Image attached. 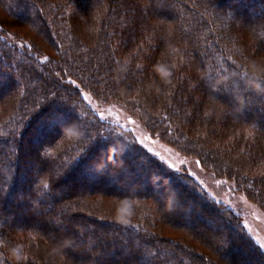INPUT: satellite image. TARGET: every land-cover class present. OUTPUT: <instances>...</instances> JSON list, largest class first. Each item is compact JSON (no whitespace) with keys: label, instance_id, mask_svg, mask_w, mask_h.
<instances>
[{"label":"trees","instance_id":"obj_1","mask_svg":"<svg viewBox=\"0 0 264 264\" xmlns=\"http://www.w3.org/2000/svg\"><path fill=\"white\" fill-rule=\"evenodd\" d=\"M228 1L0 0V264H264L239 214L82 97L264 210V0Z\"/></svg>","mask_w":264,"mask_h":264},{"label":"rangeland","instance_id":"obj_2","mask_svg":"<svg viewBox=\"0 0 264 264\" xmlns=\"http://www.w3.org/2000/svg\"><path fill=\"white\" fill-rule=\"evenodd\" d=\"M239 2V0L228 1L229 4L236 5H238ZM243 2L244 6L249 10L259 5L249 0ZM5 39L21 48L27 46L25 42L13 36H8ZM259 65L264 67V61L260 62ZM82 97L100 119L121 129L131 131L138 143L146 148L153 156L158 158L164 166L172 171L190 176L212 199L224 204L239 214L250 236L261 249L264 250V210L259 205L249 200L245 195L239 193L233 182L215 177L205 170L196 158L182 154L175 147L151 135L144 126L124 108L114 103H104L96 100V98L87 91L82 92ZM131 167L134 168V165H131ZM174 193L179 196L177 191H174ZM241 257L244 258V260H248V256H246L245 253H242ZM248 261H246V264H256L253 261Z\"/></svg>","mask_w":264,"mask_h":264},{"label":"clouds","instance_id":"obj_3","mask_svg":"<svg viewBox=\"0 0 264 264\" xmlns=\"http://www.w3.org/2000/svg\"><path fill=\"white\" fill-rule=\"evenodd\" d=\"M158 71H159L160 73H162L163 75H164V73H166L167 75H169V73H168L167 71H165V69H164L163 67H158ZM167 75H166V76H167ZM256 87L259 88V85H257Z\"/></svg>","mask_w":264,"mask_h":264},{"label":"snow or ice","instance_id":"obj_4","mask_svg":"<svg viewBox=\"0 0 264 264\" xmlns=\"http://www.w3.org/2000/svg\"><path fill=\"white\" fill-rule=\"evenodd\" d=\"M164 75L166 76L167 74H166V73H164Z\"/></svg>","mask_w":264,"mask_h":264}]
</instances>
